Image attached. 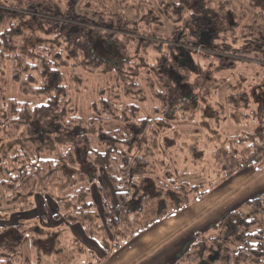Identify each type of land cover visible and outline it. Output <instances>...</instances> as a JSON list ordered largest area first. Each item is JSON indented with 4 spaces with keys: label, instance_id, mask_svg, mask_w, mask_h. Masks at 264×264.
<instances>
[{
    "label": "trees",
    "instance_id": "trees-1",
    "mask_svg": "<svg viewBox=\"0 0 264 264\" xmlns=\"http://www.w3.org/2000/svg\"><path fill=\"white\" fill-rule=\"evenodd\" d=\"M11 1L0 2L6 7L0 8V75L11 65L13 81L32 100L10 98L0 84V143H11L5 155L0 152V218L4 208L27 213L36 209L37 197L49 198L57 208L54 219L80 227L109 256L205 197L216 180L249 168L264 169V0H83L91 6L78 11L80 0L69 1L72 5L59 1L56 9L50 0H15L14 6ZM129 12L136 18L130 19ZM85 26L92 30L85 33ZM177 45L212 50L198 54L205 68L194 65L196 52L190 50L177 62ZM208 60L221 62L212 70L214 78L216 71L242 60L256 61L259 75L251 81L241 76L233 86L207 77L215 84L207 91L209 83L201 82L205 69L211 70ZM81 72L114 75V83L99 90L89 120L73 106V95L83 88ZM218 83L229 90L226 105L214 112L208 99L218 97ZM148 92L159 105L151 117L142 113ZM205 106L212 112L206 121L210 133L204 125L202 138L196 131L187 141L168 146L172 122L179 115L204 114ZM219 117L224 126L232 121L239 131L221 137L224 127L214 123ZM109 124L118 127L107 130ZM203 141H208L207 149L211 146L213 158L209 166L196 167L190 152ZM190 168L207 179L180 182ZM93 187L101 196L102 213ZM246 206L255 218L238 211L228 214L210 231L196 234L176 264H204L217 253L229 264H264V194ZM20 226L0 228V264H20L25 241L35 250L36 237ZM4 237L17 244H6ZM73 253L78 254L73 261L83 256ZM61 263L62 258L56 264Z\"/></svg>",
    "mask_w": 264,
    "mask_h": 264
},
{
    "label": "rangeland",
    "instance_id": "rangeland-1",
    "mask_svg": "<svg viewBox=\"0 0 264 264\" xmlns=\"http://www.w3.org/2000/svg\"><path fill=\"white\" fill-rule=\"evenodd\" d=\"M2 1L3 0H0V2ZM34 1H39V0H34ZM59 1H62L65 3L66 2L68 3L69 1L72 2V0H64V1L63 0H50L51 7L52 8L55 7L56 9ZM167 1L168 3H172L174 0H167ZM232 1H234L235 3H238L239 0H232ZM16 2H20V1L16 0ZM16 2L15 0L13 2L11 1L13 6L16 5ZM77 3L78 4L76 5L77 8L75 9V11H78V8L80 10L81 9L83 10V9H86V7L88 6H91L89 4L91 3V1L87 3L88 5H83V0H80ZM68 4L72 5V3H68ZM243 6H245V4ZM0 8H6V7L0 6ZM126 13H127V10L125 11V14ZM128 17L130 19H133V18H136V15L134 13L129 12ZM84 28H85L84 29L85 33H89L87 29L92 30V28H88V26H85ZM176 47H177L176 51L177 52L179 51L180 53V55L176 58L177 62L184 60L185 56L187 55L183 53H186V50L194 51L197 54L195 53V55L193 56V59H194L193 63L194 65L195 64L198 65L200 68H205L204 64L207 65V63L205 62L203 63L200 57H198V54H201L202 52H207L208 54L212 53V50L210 49L205 50L203 47L187 48V47L178 46V45ZM112 56L110 59L115 61L116 57L113 58ZM208 64L210 65L211 70L208 69V67L206 66L207 68L205 69L204 75L202 77L204 81L201 82L204 86H207V83H209L208 84L209 89L207 91H213L212 89L215 88V84L210 82L209 79H207V77H210V78L212 77L213 79H216L218 81H224L226 83L225 85L233 86L237 84L241 76L251 81L253 79L255 80L256 78H258L257 76L259 75V69H258L259 64L254 60H251V61L242 60V61H235L232 63L230 62L228 65L230 66V64H233V67L226 69V70L223 69L220 71H216L215 78L213 76L212 70L215 69L217 66H219L221 62L219 60H210ZM208 71H211V74L207 75L206 72ZM69 73H70L69 70L65 69L63 71L65 80L67 83L70 81ZM79 76H80V79L83 81V88L79 92L73 95V106L78 116H80L83 119L89 120L93 117L92 104L95 102L99 90L107 88L109 85L114 83V75L110 73L107 75L99 76L95 74H88V73L81 72L79 73ZM0 84L5 88L10 98H14L20 102L32 100L30 98L24 97V95H22L20 91L19 85L13 81L11 65L7 67V70L4 75H0ZM218 86H219V83H218ZM228 90L229 89L227 86H224V87L219 86L216 92L218 97H216V99H213L212 96L209 97L208 99L209 105H210V108H212L211 109L212 111L219 112L220 111L219 106L224 105V104L226 105V97L228 94ZM148 97H149L148 103L142 107V110H143L142 113L145 116L147 115V117H151L152 108L154 106H159V105H157V103L153 100V97L151 94H149V92H148ZM205 107L207 109L204 110V114L196 112V115H194L193 117H191L190 114H187L185 118H184V115H179V118L176 121L172 122L171 124L172 125V131H171L172 135H171L170 140L167 142L168 146H172V145L176 146V143L179 141H183V140L187 141V139L190 138V135L194 134V132L196 131L199 132L198 136L200 138H202V136L205 135V133H202L204 132L203 129L206 127L204 125H207L206 121H208V118L212 114V112H210V108H208L209 106L208 107L205 106ZM229 114L230 112L227 111L226 115L229 116ZM216 115L217 117L220 116L217 113ZM189 117H191V120L187 119ZM236 119L238 120L239 118L236 117ZM214 123L224 127V128L221 127L222 129L220 128L221 131L219 134L221 137H225V136L229 137L230 134L235 135L239 131L238 128L236 129L232 121L231 122L227 121L226 123L227 125L224 126L222 117H219L217 120H215ZM113 126L118 127V125L109 124L106 126V129L112 130V128H114ZM205 131L210 133L208 125ZM3 134H4V131H3ZM1 135H2V132L0 130V136ZM175 138H177L176 142L172 140ZM203 142L206 146H204V144L201 143L200 149H198L197 146H194L195 150L197 149L203 154L202 153L198 154V151L196 153L194 148L191 149V152L186 148L187 150L186 152L189 151L192 155H194L193 157H195V159H192V160L197 165L196 167H198V165L202 166L203 164H204V167L209 166L208 161L209 160L211 161L213 158L210 156L211 146L209 145L210 147L209 149H207L208 141L206 142L203 141ZM10 144L11 143L5 141L4 139L1 141L0 152L2 156L5 155ZM186 152H184L183 157ZM205 156L206 158H204ZM196 158H197V161H196ZM210 168L211 167H208L206 169L210 170ZM262 171H264V169H262ZM196 172L197 170L194 168L188 169V173H185L184 175H182L179 181L183 183L185 182V183H191V184H200L201 180L207 179L206 178L207 175L197 176ZM202 172L204 174H207V171L205 169ZM3 178H4V175L0 167V184ZM215 182H217L216 184H218L221 181L216 180ZM106 186H108V183ZM107 188L109 189L108 192H111L112 198L114 199L113 192L111 191V187L109 186ZM258 197L256 196V198ZM167 198H168V195L163 196V199H167ZM36 199H37V201L35 200L36 209L31 212L20 213L18 210L11 209V208L9 209L4 208L1 210V212L4 214V217L0 218V228H5V229L13 228L14 229V228H17V226L21 224L20 230L22 232H24L26 235L28 234V236L36 237L35 238L36 241L34 245L36 251L35 250L32 251V247L29 245L28 241H25V243L21 246L22 255H21L20 264H36V262L37 264L38 262L39 264H56L61 258L63 260V263L61 264H96V262L92 261L93 255L95 258L97 257L98 259H100V261L104 260L106 255L103 249L96 242L89 239L80 227L77 226L74 228H70V227L66 228L64 226L65 229L62 227L63 230L62 228L59 227L60 223L59 221L54 219L55 215L52 211L53 207H55L56 209V205L52 202L51 199L49 198L43 199L42 197H37ZM93 199L97 204L99 212L102 213L103 212L102 199L96 187H93ZM161 200H162V197L156 199L155 203L157 204ZM163 201L165 202V200ZM169 209H170V203L166 202V206L164 207V210L167 211ZM237 211L245 215L247 219L255 218L253 211L246 206L240 205V207L237 208ZM259 221L261 224V219H259ZM37 227L39 228V230ZM233 231L235 230H232V232ZM59 236H60V239H59ZM5 238H7L6 244H11V245L17 244V240L11 239L10 237H4V239ZM40 240L41 241L43 240V242H41ZM230 247L232 249H236L237 245H235L232 242L230 243ZM84 249L91 251L93 255L89 257V255L86 254ZM76 251L78 253H83V256L80 255L82 258L78 259L77 261H73L75 257L78 256L77 253H73ZM218 255L219 254L217 253V255L216 254L211 255L209 256V258H205L204 264H229V262L225 260L220 261V258L218 257Z\"/></svg>",
    "mask_w": 264,
    "mask_h": 264
},
{
    "label": "crops",
    "instance_id": "crops-1",
    "mask_svg": "<svg viewBox=\"0 0 264 264\" xmlns=\"http://www.w3.org/2000/svg\"><path fill=\"white\" fill-rule=\"evenodd\" d=\"M220 181L202 199L192 201L187 208L167 216L105 256L102 264H176L196 234L210 231L228 214L237 212L240 205L246 206L247 201L264 194L262 170L245 169L231 179ZM52 211L56 216L57 208L53 207ZM59 223L65 229L66 225Z\"/></svg>",
    "mask_w": 264,
    "mask_h": 264
}]
</instances>
